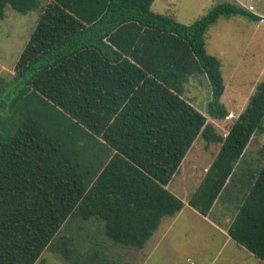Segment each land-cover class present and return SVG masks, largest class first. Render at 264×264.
<instances>
[{
	"label": "trees",
	"instance_id": "16d2710c",
	"mask_svg": "<svg viewBox=\"0 0 264 264\" xmlns=\"http://www.w3.org/2000/svg\"><path fill=\"white\" fill-rule=\"evenodd\" d=\"M152 2L0 0V22L7 6L39 14L14 73L0 75V264H46L45 249L68 264H119L106 241L142 249L184 206L168 184L198 136L220 144L188 199L208 215L264 133V80L226 135L183 97L189 77L206 74L208 113L227 117L208 29L264 17L221 2L184 24ZM233 204L229 235L264 262V164ZM92 221L102 240L86 245L78 232Z\"/></svg>",
	"mask_w": 264,
	"mask_h": 264
},
{
	"label": "rangeland",
	"instance_id": "374dc122",
	"mask_svg": "<svg viewBox=\"0 0 264 264\" xmlns=\"http://www.w3.org/2000/svg\"><path fill=\"white\" fill-rule=\"evenodd\" d=\"M221 2L242 5L264 17V0H153L151 10L170 15L181 23L192 24ZM38 20L37 11L23 14L11 6L6 7V16L0 22V75L14 73L15 65ZM206 49L208 53L217 56L221 61L225 84L221 101L228 109L229 115L223 119L209 115L208 103L212 96V89L206 74L196 73L190 76L183 97L207 116V122L212 123L219 134L226 135L232 123L248 105L256 84L264 80V20L255 22L241 15L230 18L220 17L208 29ZM219 147V143L207 142L202 136H198L193 142L168 185V188L183 202L187 203L191 192L199 185ZM241 161L229 186L217 200L213 212L216 217L224 219L221 212L223 208L231 207L230 210L232 209L233 203L238 201L247 185L249 177L263 166L264 133H256L253 136ZM186 210L190 211L187 208ZM228 215H232V210L228 212ZM170 218L172 217L162 218L158 230L153 233L142 249L129 248L123 251L115 248L113 250L114 245L106 241L108 254L115 260H120L119 264H190L185 258L188 251L197 247L202 250L207 245L214 247L216 243L210 237L221 235L212 226L200 225L199 214L194 215L191 212V214L182 213L172 229L158 241V231L163 227L166 229V223L172 220ZM74 228L76 229L75 226ZM98 230L99 224L92 221L79 230L78 234L90 233L85 242L88 245L93 239L102 240L100 234H97ZM67 231L69 227L62 230V232ZM194 237L198 239H193ZM157 244L159 247L152 251ZM140 250L143 252L142 257ZM40 257L45 259L46 264H68L49 249H45ZM199 261L197 264H203L202 262H207L208 259L201 258ZM247 263L246 259L240 261V264Z\"/></svg>",
	"mask_w": 264,
	"mask_h": 264
},
{
	"label": "crops",
	"instance_id": "0c3cea01",
	"mask_svg": "<svg viewBox=\"0 0 264 264\" xmlns=\"http://www.w3.org/2000/svg\"><path fill=\"white\" fill-rule=\"evenodd\" d=\"M169 185V184H168ZM217 201L215 202L211 212L208 215H202L199 212H197L196 210H194L192 207H190L188 205V201L187 203L184 202V206L182 207V209L175 214L174 216H170L172 218V220H169L166 224L167 227L166 229H164L165 227H163L162 230L158 231L159 233V238L158 241L161 240L163 238V236L165 234L168 233L169 230L172 229L173 225L175 224V222L177 221V219H179L180 215L182 213H187V214H191V212L195 215V213L199 214V217L201 219L200 221V225H209L210 227L212 226L216 232L221 233V235L218 237H210L211 240H213L216 245L214 247H211L210 245L204 246V248L202 250H200V247H197V249H193L190 250L186 253V260L190 263V264H197V261L200 262L199 260L201 258H205L208 259V261L206 262H202L203 264H240V261L242 259H246L247 260V264H264V262H262L259 258H257L251 251H249L245 246L237 243L228 233V227L231 223L232 220V215H228V212L230 210L231 207H227V208H223L222 212V217L223 218H219L214 216L213 212L215 209ZM190 209L189 210H186ZM158 230V229H157ZM193 239H198V238H193ZM206 239V237H205ZM206 243L207 240H206ZM197 245V244H196ZM194 245V246H196ZM155 248L152 249V251H154L155 249H157L159 247V244L154 245ZM153 248V246H152ZM140 256L142 257L143 252L142 250H140ZM151 251V252H152ZM150 253V252H149ZM139 256V258H140ZM147 256V253H146Z\"/></svg>",
	"mask_w": 264,
	"mask_h": 264
}]
</instances>
